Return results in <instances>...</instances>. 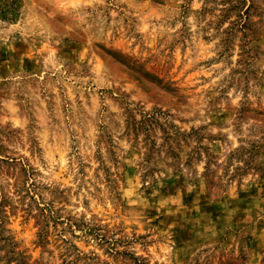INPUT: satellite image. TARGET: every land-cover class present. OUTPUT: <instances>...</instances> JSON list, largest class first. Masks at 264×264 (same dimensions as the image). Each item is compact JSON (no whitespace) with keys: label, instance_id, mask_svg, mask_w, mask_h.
Instances as JSON below:
<instances>
[{"label":"rangeland","instance_id":"rangeland-1","mask_svg":"<svg viewBox=\"0 0 264 264\" xmlns=\"http://www.w3.org/2000/svg\"><path fill=\"white\" fill-rule=\"evenodd\" d=\"M0 264H264V0H0Z\"/></svg>","mask_w":264,"mask_h":264}]
</instances>
